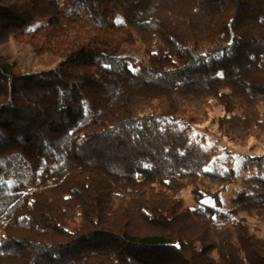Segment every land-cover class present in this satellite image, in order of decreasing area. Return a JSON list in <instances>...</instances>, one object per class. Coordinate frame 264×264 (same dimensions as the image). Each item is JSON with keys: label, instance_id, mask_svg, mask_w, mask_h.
<instances>
[{"label": "trees", "instance_id": "1", "mask_svg": "<svg viewBox=\"0 0 264 264\" xmlns=\"http://www.w3.org/2000/svg\"><path fill=\"white\" fill-rule=\"evenodd\" d=\"M11 41L56 66L0 57V264H264L239 216H264V155L240 176L192 133L216 109L264 133V0H0Z\"/></svg>", "mask_w": 264, "mask_h": 264}, {"label": "rangeland", "instance_id": "2", "mask_svg": "<svg viewBox=\"0 0 264 264\" xmlns=\"http://www.w3.org/2000/svg\"><path fill=\"white\" fill-rule=\"evenodd\" d=\"M113 19L109 21L110 25L121 24L124 19L121 13H116ZM38 25L34 28L36 29ZM144 46L137 38L135 46H126L123 49L122 55L133 59V62H145L146 56ZM0 57H4L10 62L16 63L20 70L25 73H39L45 70L52 69L56 66L55 59L52 57H38L32 50L20 43L11 41L7 46L0 48ZM222 115L221 110L216 109L208 116V119L193 124L192 133L197 136L206 148H210L216 153L217 164L221 167L232 165L241 173V163L246 156L264 155V133L256 140L251 139L246 144L232 142L227 133L219 127L218 118ZM242 184L241 177L236 185L232 186L229 191L222 197L225 204V210L235 208L233 198L237 195ZM185 206L193 208L196 206V201L191 193V188L181 193ZM206 203L212 204L210 200ZM260 208L245 209L242 208L239 216L245 218L252 229L258 236H264V219L257 212Z\"/></svg>", "mask_w": 264, "mask_h": 264}]
</instances>
